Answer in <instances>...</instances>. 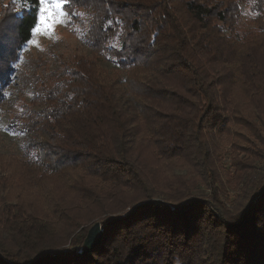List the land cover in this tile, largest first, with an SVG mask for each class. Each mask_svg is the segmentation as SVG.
Masks as SVG:
<instances>
[{
    "label": "trees",
    "instance_id": "1",
    "mask_svg": "<svg viewBox=\"0 0 264 264\" xmlns=\"http://www.w3.org/2000/svg\"><path fill=\"white\" fill-rule=\"evenodd\" d=\"M81 9L86 43L119 71L75 55L36 89L17 125L39 133L32 155H0V264H264V0H69L72 22ZM36 20L1 6L0 59L17 62Z\"/></svg>",
    "mask_w": 264,
    "mask_h": 264
},
{
    "label": "rangeland",
    "instance_id": "2",
    "mask_svg": "<svg viewBox=\"0 0 264 264\" xmlns=\"http://www.w3.org/2000/svg\"><path fill=\"white\" fill-rule=\"evenodd\" d=\"M9 1L15 0H0V8ZM78 16V21L72 22L69 18L67 24L57 25L49 34L39 32L33 35L31 39L33 43H27L21 48L19 59L16 62L19 67L15 68V72L10 75V80L4 87V92L7 95L1 96L0 100V155L14 154L22 158L32 155L30 145L33 141L40 139L39 133L22 132L19 130L20 127L17 128V125L26 122L31 111L41 108V105L35 101L36 93H38L36 89L39 87L48 88L54 84L56 72L64 63H69L73 56L84 55L94 59L107 72L119 71L115 63L95 52L86 43L84 30L88 23V17L85 16L83 9L78 12ZM240 18L241 23L245 21L244 24L249 26L250 14L243 5H241ZM33 80L36 82V88H34ZM224 140L226 141L224 137L216 140L215 147L223 181L225 180L223 171L230 170L232 156L231 143ZM176 173H183V171H176ZM257 173L264 177V161L257 164ZM256 181L259 184L264 179L257 177ZM198 191L204 194L209 193V190L201 182H199ZM225 191L228 195L226 203L231 206L237 199L239 191L227 187Z\"/></svg>",
    "mask_w": 264,
    "mask_h": 264
},
{
    "label": "snow or ice",
    "instance_id": "3",
    "mask_svg": "<svg viewBox=\"0 0 264 264\" xmlns=\"http://www.w3.org/2000/svg\"><path fill=\"white\" fill-rule=\"evenodd\" d=\"M17 2L24 6L25 10L28 7L34 6L36 8L37 20L34 26L31 29L32 35H35L39 32L44 34L51 33L57 25H64L69 22L71 13L66 10V5L69 0H17ZM80 0H72V3H79ZM88 0H85L87 3ZM27 43H33L29 40ZM19 59V56L15 57ZM19 65L14 62V60H3L0 59V73L6 72L7 69L18 68ZM3 87L0 86V96H6ZM182 256L177 254L173 258L172 264H177V261L182 264Z\"/></svg>",
    "mask_w": 264,
    "mask_h": 264
},
{
    "label": "water",
    "instance_id": "4",
    "mask_svg": "<svg viewBox=\"0 0 264 264\" xmlns=\"http://www.w3.org/2000/svg\"><path fill=\"white\" fill-rule=\"evenodd\" d=\"M103 227L99 222H95L87 231V234L82 242L80 253L86 254L96 247L102 238Z\"/></svg>",
    "mask_w": 264,
    "mask_h": 264
}]
</instances>
